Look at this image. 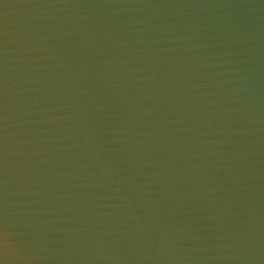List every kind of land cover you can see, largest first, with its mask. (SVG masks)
I'll use <instances>...</instances> for the list:
<instances>
[{"label": "water", "instance_id": "obj_1", "mask_svg": "<svg viewBox=\"0 0 264 264\" xmlns=\"http://www.w3.org/2000/svg\"><path fill=\"white\" fill-rule=\"evenodd\" d=\"M3 264H264V0H0Z\"/></svg>", "mask_w": 264, "mask_h": 264}, {"label": "snow or ice", "instance_id": "obj_2", "mask_svg": "<svg viewBox=\"0 0 264 264\" xmlns=\"http://www.w3.org/2000/svg\"><path fill=\"white\" fill-rule=\"evenodd\" d=\"M0 264H3V262H2V261H0Z\"/></svg>", "mask_w": 264, "mask_h": 264}]
</instances>
